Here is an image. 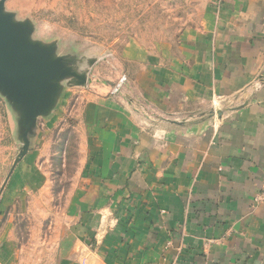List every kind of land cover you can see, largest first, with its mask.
<instances>
[{"label":"crops","instance_id":"obj_1","mask_svg":"<svg viewBox=\"0 0 264 264\" xmlns=\"http://www.w3.org/2000/svg\"><path fill=\"white\" fill-rule=\"evenodd\" d=\"M155 61L138 88L173 118L90 106L58 264H264V0H203L200 24ZM16 254L0 232V264Z\"/></svg>","mask_w":264,"mask_h":264},{"label":"rangeland","instance_id":"obj_2","mask_svg":"<svg viewBox=\"0 0 264 264\" xmlns=\"http://www.w3.org/2000/svg\"><path fill=\"white\" fill-rule=\"evenodd\" d=\"M0 19L54 68L37 110L25 79L0 78V232L15 235L11 264H58L52 234L89 164L90 106L135 101L136 116L173 118L146 109L141 72L200 24L203 0H0Z\"/></svg>","mask_w":264,"mask_h":264},{"label":"water","instance_id":"obj_3","mask_svg":"<svg viewBox=\"0 0 264 264\" xmlns=\"http://www.w3.org/2000/svg\"><path fill=\"white\" fill-rule=\"evenodd\" d=\"M31 52L21 36L9 31L5 21L0 19V78L25 79L33 109L37 110L46 95L45 90L39 89V80L52 75L54 68L39 61Z\"/></svg>","mask_w":264,"mask_h":264},{"label":"built area","instance_id":"obj_4","mask_svg":"<svg viewBox=\"0 0 264 264\" xmlns=\"http://www.w3.org/2000/svg\"><path fill=\"white\" fill-rule=\"evenodd\" d=\"M253 201L255 203L264 202V171L262 172L261 185L258 192L254 195Z\"/></svg>","mask_w":264,"mask_h":264}]
</instances>
